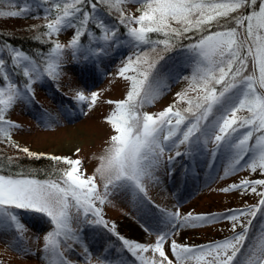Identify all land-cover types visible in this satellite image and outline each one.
Segmentation results:
<instances>
[{
	"label": "snow or ice",
	"instance_id": "6c2138e0",
	"mask_svg": "<svg viewBox=\"0 0 264 264\" xmlns=\"http://www.w3.org/2000/svg\"><path fill=\"white\" fill-rule=\"evenodd\" d=\"M40 2L42 0H32V3ZM49 2L52 8L45 9L46 18L53 9L61 11L47 23L48 31L45 36L51 38L68 27L75 28L68 45L73 49L74 55L88 24L97 19L100 4L117 7L120 11L119 22L128 27V36L134 47L139 49L141 45H149L150 48L134 54L135 59L129 56L124 67L119 70V75L130 80L131 86L125 100L116 102L115 110L108 118V123L112 125L116 135L111 137L112 146L103 158L105 164L97 169L107 181L104 192H97L94 177L84 176L80 160L68 157H49L68 165L66 169L61 170L58 180L39 181L21 173L0 174V229L23 231V226L12 209H25L44 214L55 227V231L45 237V251L59 257L58 264H70L59 251V241L56 238L63 237L65 240L75 238V232L71 228L73 218L78 219L83 215L85 220H88L91 216L94 217V221L89 222L102 225L105 229L110 227L112 233L122 241L123 247L133 256H137L141 264H174L164 248L172 235L171 232L159 233L152 245L129 241L119 236L115 231V224L109 226L103 219L102 209L96 206V202L103 205L108 196L120 188L130 189L141 199H146V181L154 179V169L159 165L164 152L185 143L190 148L193 145L206 148L211 142L215 145L212 149L213 155L221 149H226L231 155L226 175L228 171L234 173L243 168L251 172L259 170L261 175H264V92H259L256 87L259 84V88L264 89V0H259L258 10L256 9L258 0H49ZM4 3L17 7L16 0H0V4ZM32 3L24 0L18 11L0 10V16H22L31 11ZM125 3L140 4L143 10H137L142 14L139 17L125 16L118 7ZM245 8L252 10L246 15L234 16L232 19L235 27L220 24L221 17H227L230 13ZM76 21H79V26L76 25ZM172 22L180 27H173ZM214 22L217 27L224 30L211 31ZM132 23L139 27H131ZM96 26L102 33H110L112 42H115V28L109 29L102 19L97 20ZM241 29L243 31H240ZM193 31L207 32L202 34L196 43L186 48V51L192 54L195 63L190 78V90L197 92V95L188 98L187 90L177 94L179 101L186 100L189 105L183 112L189 113L191 118L179 109L174 110L175 104L155 115L141 113L140 108L154 102L168 87L161 80L157 70V64L165 59L162 54L157 53L158 46H164L161 52L171 51L178 46L176 41ZM151 33L162 34L164 39L153 41L149 36ZM104 39L107 41L108 36L104 35ZM63 50L64 45L58 41L53 42L43 72L22 51L12 50V66L14 68L22 66L27 81L23 91L14 83L7 94L4 88L0 87V134L3 137L10 139L9 130L18 127L5 118L6 112L17 99L31 98L34 77L38 79L45 74L58 76ZM103 51L102 47L99 48L98 54ZM151 53H157V56L149 62L148 57ZM250 61L253 70L251 74L244 75ZM142 63L148 65L146 70H139ZM4 65L5 60L0 58V75L7 80L8 74L4 70ZM129 71L135 75L126 76L125 73ZM97 98L98 94L93 92L90 106L96 103ZM86 99L83 93H77L78 102H84ZM240 110H247L249 116L237 117L236 114ZM16 147L28 157L40 158L44 155L31 152L26 147L20 148L19 145ZM183 154L176 152V156ZM246 156L248 159H245ZM172 159L169 157V163ZM258 186L264 189V179L242 180L239 184L223 189L226 192L250 190L261 199L257 206L229 210L230 214L220 217L232 222L234 235L231 238L196 247L180 245L172 240L170 248L172 256L175 257V264H185L193 258L200 260L206 256L212 258L209 264H264V226L258 230L256 236H250L258 212L264 211V190L258 191ZM167 216L168 224L173 229L196 227L198 224L218 219L215 216H193L191 213L181 217L178 211L167 213ZM237 227L241 228L240 232H236ZM250 240L256 242L250 243ZM112 251L114 249L109 250V255L100 258L101 264H123L119 254L111 256ZM149 251L158 253L160 259L157 261L142 255ZM85 254L87 264L91 258L87 249Z\"/></svg>",
	"mask_w": 264,
	"mask_h": 264
},
{
	"label": "rangeland",
	"instance_id": "374dc122",
	"mask_svg": "<svg viewBox=\"0 0 264 264\" xmlns=\"http://www.w3.org/2000/svg\"><path fill=\"white\" fill-rule=\"evenodd\" d=\"M44 2L49 5L47 8H50L49 0ZM118 7L125 16L132 17H137L140 12L137 9H141L137 3L120 4ZM0 18H2L0 24H5L4 27L7 29L26 27L44 20L37 17L30 20L23 18L17 20L7 16ZM74 31L75 28L68 27L51 37L64 45L62 55L64 67L59 68L57 76L59 81H54L55 88H50L48 91L37 81L31 84L33 89L31 98L36 101L40 98L44 106L42 112L35 109L34 103L29 104L22 99H17L6 112L5 118L18 127L9 130L10 139L0 134V158L21 161L20 159L26 157L27 160L35 163L42 161L38 169H42L49 176H55L54 180L59 179L56 175L68 165L49 157L78 159L82 162L80 167L84 176L94 177L97 192L103 193L107 181L97 169L105 164L103 158L112 146L111 137L116 135L112 125L108 123V118L114 112L116 102L125 100L131 86V81L119 75V70L124 67L129 56H133L134 59L136 50L133 46H128L120 48L117 51L119 53H113L110 45L109 52L105 53L102 59L94 62L82 58L77 71H72L66 67V64L70 59L68 52L71 48L68 45ZM191 56L192 54L188 53L181 54L170 60L171 66L168 67L173 75H166L167 70H163L160 74L161 80L168 85L167 89L162 91L154 102L140 108L141 113L155 115L173 104L180 108L186 107L188 105L186 100L179 101L177 96L178 93L182 94L186 90L188 98L197 95V92L190 90L191 74L183 69L184 63H187L185 69H188ZM125 75L133 76L135 73L129 71ZM50 79L52 76H49V81ZM10 86L7 84L4 88L6 94ZM78 92L83 93L87 98L86 101L76 100ZM93 92L98 94V98L96 103L90 106ZM55 94L63 95L65 100L55 104ZM247 113V110H240L236 115L244 118ZM254 141L255 137L252 143ZM16 145L44 155L40 158L28 157L19 151ZM184 145L172 147L171 151L164 152L159 165L154 169V179L146 181V199H141L130 189L120 188L113 191L103 205L96 202V206L102 209L103 219L109 226L115 224V231L119 236L129 241L152 245L156 242L159 233L171 232L172 235L164 248L174 264L175 257L172 256L170 248L172 240L180 245L196 247L231 238L234 235L232 222L220 217L230 214L229 210L257 206L261 199L250 190L226 192L223 189L239 184L242 180L264 179V175H261L259 170L251 172L247 168L234 173L228 171L226 175L231 155L226 149L219 150L213 155L212 149L215 145L211 142L207 144L208 148L204 147L205 149L196 145L191 148L186 145L185 148ZM177 151L184 154L176 156ZM169 157L173 158L171 163ZM245 159L248 157L246 156ZM189 160V165L187 163L184 168L183 163ZM27 166L30 167L29 164ZM193 180H195L194 184ZM261 190L264 189L258 186V191ZM177 211L181 217L191 213L193 216H215L218 219L198 224L196 227L173 229L168 224L167 213ZM17 217L23 226L22 232L0 229V264H58L59 257L45 251V237L55 231L50 219L44 214L37 213L36 216L25 209L23 215ZM89 221H94V217L89 216L88 220H85L83 215L78 219L73 218L71 228L75 232V238L70 240H65L63 237L56 238L61 246L60 252L70 264H86L85 249L91 257L87 264H101L100 258L109 255L111 249H114L111 256L119 254L123 264H141L137 256H133L123 247L122 241L112 233L110 227L105 229L102 225ZM262 226H264V211L258 212L250 236H256ZM240 231L241 228L237 227L236 232ZM255 242L250 240V243ZM142 255L157 261L160 259L159 254H154L152 251ZM211 259L207 256L200 260L193 258L185 264H209Z\"/></svg>",
	"mask_w": 264,
	"mask_h": 264
},
{
	"label": "trees",
	"instance_id": "16d2710c",
	"mask_svg": "<svg viewBox=\"0 0 264 264\" xmlns=\"http://www.w3.org/2000/svg\"><path fill=\"white\" fill-rule=\"evenodd\" d=\"M16 2H17V7L10 6L9 4H6V3L0 4V10H3L5 12L18 11L19 6L23 5L24 0H16ZM29 2L32 3V0L31 1L29 0ZM137 5L142 9V6L140 4H137ZM47 7H49V5L46 4L44 0H42V2L40 3H32L31 11L26 12L22 16L14 17V19H17V20L18 18H23L26 20H30L35 17L43 18L44 20L41 23L29 25L26 27L25 26L18 27L15 29H7L4 27L5 24L4 25L0 24V58H3L5 60L4 70L8 74L7 80L3 79V76L0 75V87L5 88L7 84L11 85L14 83L18 87L19 90L21 91L24 90L27 78L23 75L22 66L17 67V68H14L12 66L11 53L13 49L22 51L26 56L29 57V59L32 62H34L39 67L41 72H43V70L46 68L47 62H48V59L51 53V49L53 47V42L56 41L55 38L52 39V38L45 36V33L48 31L46 25L50 20L54 19L55 16L59 14L61 11L60 9H53L51 14H48L46 18L45 9H49ZM62 7L63 5H61V8ZM258 7H259V0L256 5L257 10H258ZM50 8H52V4L50 5ZM251 10L252 9L245 8V9L238 10L237 12L230 13L229 16L227 17H221L220 24L225 25L227 27H235V23L232 18L234 16H238L241 14L246 15ZM97 13H98L97 19L92 20L88 24L87 30L85 31L84 35L80 37L79 48L76 51V54L75 55L73 54V49H70L68 52L70 59H69V63L66 64V67L68 69H71L72 71H77V67L79 63L81 62L82 58L91 59L94 62L98 61V59H102L105 53L109 52L108 49L110 45H111L110 50L113 51V53L114 52L119 53L117 51L120 48H125L128 46L134 47L133 43L131 42V38L128 36V27H126L124 24H121L119 22L120 13L115 7H110L109 5H106V4H100L98 6ZM141 14L142 12L140 11L137 17H139ZM0 17H4V16H0ZM99 19H102L105 25L109 29L111 28L116 29L115 42H112V37L110 33H108V40L105 41L104 39L105 33H102L101 29L96 26L97 20ZM0 20H2V18H0ZM5 22L7 23V21ZM0 23L2 22L0 21ZM76 25L79 26V21H76ZM130 26L131 27L134 26L135 28L139 27V25L135 23H132ZM172 26L177 27V28L180 27V25L175 24V22H172ZM210 30L211 31H221L224 29L221 27H217L214 22ZM240 31H243V30L241 29ZM202 34H207V32L199 33V32L193 31V32L187 33L185 38L179 41H176V44L178 46L173 48L171 51L161 52L164 46L159 45L157 48V53H160L165 57L164 60L160 61L157 64V70H159V74H161L163 70L164 71L167 70L166 75L172 76L173 74L171 70L169 71V67L171 66L170 60H172L173 57L180 56L181 54L185 55L188 53L189 55H191V53L186 51L187 46L190 44L196 43ZM149 36L153 41L164 39V36L162 34L151 33L149 34ZM101 47L104 49V51L98 54V49ZM134 48L136 50L135 54H138L139 51L149 50L150 46L141 45L139 49H137L136 47ZM157 53H151L148 57V61L151 62L153 58H156ZM189 59H190V65H188V69L187 70L185 69V66L187 65V63H184L183 69L184 71H187V73L189 72L192 76L193 70L195 68V63H194L193 56H191ZM63 61L61 60L60 67H64ZM147 67H148L147 64L145 63L141 64L139 66V70L141 71L146 70ZM252 70H253L252 63L250 61L248 65V70L244 73V75L251 74ZM256 76L257 77L259 76L258 70L256 71ZM58 78L59 77H52V79H50L49 81V76L45 74V75H41L38 79L34 77L33 82L34 81L39 82V84H41L43 88H47L48 90L50 88H55L56 85L54 81L55 82L59 81ZM256 87L259 92H264V89L259 88V84H257ZM32 95L33 94H31V97H33ZM55 96L56 98H54V101L56 102V104L65 100V97L63 95L55 94ZM22 100H24V102L29 103V104L34 103L33 106L35 107V109L39 112H42V109L44 106L40 98H37V101H36L35 99L25 97ZM188 107L189 105H187L186 107H182V108L176 107L174 110L179 109L182 111L184 115L189 116V118H191V115L189 113L183 112V110ZM248 116H249V113L245 114L244 118ZM186 145L188 144L184 145L185 148H186ZM206 147L208 148V146ZM20 160L21 161L19 160L10 161V160L0 158V174L15 175L16 173H21L29 178H33L39 181L54 180L53 177L55 176H49L48 174L43 172L42 169H38L41 166L40 163H42V161L35 163L31 160H27L26 157ZM28 164L30 165V167L27 166ZM59 174L60 173L56 175L57 178H59ZM12 211L14 212V214L18 216V215H23L24 209H12ZM29 212L37 214L36 212L31 211V210H29ZM59 245L60 244H58V249L59 251H61V246Z\"/></svg>",
	"mask_w": 264,
	"mask_h": 264
}]
</instances>
